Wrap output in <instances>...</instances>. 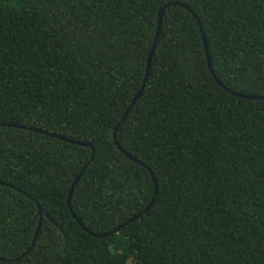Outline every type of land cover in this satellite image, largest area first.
<instances>
[{"label": "trees", "instance_id": "16d2710c", "mask_svg": "<svg viewBox=\"0 0 264 264\" xmlns=\"http://www.w3.org/2000/svg\"><path fill=\"white\" fill-rule=\"evenodd\" d=\"M234 93L264 97V0H0V264H264Z\"/></svg>", "mask_w": 264, "mask_h": 264}, {"label": "water", "instance_id": "95a60500", "mask_svg": "<svg viewBox=\"0 0 264 264\" xmlns=\"http://www.w3.org/2000/svg\"><path fill=\"white\" fill-rule=\"evenodd\" d=\"M167 6L163 7L159 13V21H158V33H157V38L159 36V31H160V28H161V25H162V21H163V16H164V13H165V9H166ZM185 8H187L186 6H184ZM199 22V21H198ZM200 23V22H199ZM202 33V38H203V42H204V46H205V51H206V54H207V60H208V68L211 72V74L213 75L215 81L224 89H226L227 91H230L228 88H226L222 83L221 81L217 78V76L215 75V72H214V69H213V65H212V62L210 60V57H209V47H208V43L206 41V38L203 34V31H201ZM157 38L155 40V43L153 45V48L150 52V55H149V58H148V63H147V69H146V75H145V79H144V82H143V85H142V88L141 90L139 91V93L137 94V96L134 98V100L132 101L130 107L128 108L127 112L125 113L124 117L122 118V121H124V119L127 117L130 109L135 105V103L141 98L143 92H144V89H145V86H146V83H147V80L149 78V75H150V69H151V62H152V58H153V55H154V52H155V49H156V46H157ZM235 94V93H234ZM241 98H244V99H254V100H264V97H247V96H241V95H238V94H235ZM12 127V126H11ZM17 128H22V127H19V126H15ZM119 127V126H118ZM37 131V130H35ZM41 132V131H39ZM115 138V142H116V145L118 146V148L124 153L126 154L127 156H129L122 148L121 146L119 145L118 143V140H117V135L115 134L114 136ZM60 139H63V138H60ZM63 140H66L70 143H74V144H80V145H84V146H89V147H92L90 144H87V143H81V142H77V141H72V140H67V139H63ZM87 167V166H86ZM84 170L81 172V174L79 175V177L76 179V181L74 182L72 188H71V191H70V194H69V198H68V206H70V203H71V198H72V194H73V191H74V187L75 185L78 183L79 179L81 178L82 174H83ZM151 175L154 179V182L156 184V181H155V177H154V174L151 172ZM157 194V192L155 193V195ZM155 202V198L153 199L152 203L146 208V210L143 212L146 213L150 210V208L152 207L153 203ZM39 214L41 215L42 214V211L40 210L39 211ZM142 216V214L136 216L135 218L131 219L130 221H128L125 225H128L129 223L139 219L140 217ZM125 225L121 226L124 227ZM120 228H118L117 230L114 231L117 232ZM34 246V242L32 244V247Z\"/></svg>", "mask_w": 264, "mask_h": 264}]
</instances>
